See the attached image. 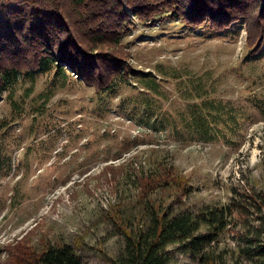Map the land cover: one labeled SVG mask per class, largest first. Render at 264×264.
<instances>
[{"label": "rangeland", "instance_id": "374dc122", "mask_svg": "<svg viewBox=\"0 0 264 264\" xmlns=\"http://www.w3.org/2000/svg\"><path fill=\"white\" fill-rule=\"evenodd\" d=\"M133 28L121 39L128 82L97 93L67 67L69 78L38 72L0 96V262L23 242L112 264L123 247L114 213L137 204L135 169L172 167L192 207L264 189V46L249 47L247 24L215 32L165 16ZM127 163L130 175L106 171ZM221 240L234 244L229 232ZM170 250L173 264H200Z\"/></svg>", "mask_w": 264, "mask_h": 264}, {"label": "trees", "instance_id": "16d2710c", "mask_svg": "<svg viewBox=\"0 0 264 264\" xmlns=\"http://www.w3.org/2000/svg\"><path fill=\"white\" fill-rule=\"evenodd\" d=\"M165 16L193 27L210 23L215 32L244 21L249 47L256 53L264 46V0H0V96L38 72L69 78L67 67L97 93L114 89L135 73L121 39L131 34L135 19ZM153 118L147 114L154 128L159 120ZM198 121L207 131L203 116ZM132 167L106 171L117 177L130 175ZM172 172L163 163L134 170L137 204L114 213L123 247L112 264H173V246L200 264H264V189L236 187L226 203L192 207L184 203L192 188L181 177L172 179ZM228 232L234 244H223ZM8 254L0 264H86L66 243L20 242Z\"/></svg>", "mask_w": 264, "mask_h": 264}]
</instances>
